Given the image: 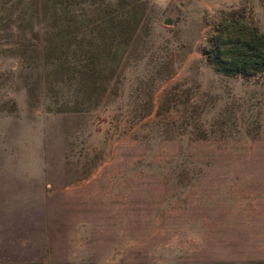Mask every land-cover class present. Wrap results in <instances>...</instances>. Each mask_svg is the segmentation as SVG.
Returning a JSON list of instances; mask_svg holds the SVG:
<instances>
[{"label": "rangeland", "instance_id": "rangeland-1", "mask_svg": "<svg viewBox=\"0 0 264 264\" xmlns=\"http://www.w3.org/2000/svg\"><path fill=\"white\" fill-rule=\"evenodd\" d=\"M63 1L0 0V264H264V77L201 53L264 0H86V66Z\"/></svg>", "mask_w": 264, "mask_h": 264}, {"label": "trees", "instance_id": "trees-1", "mask_svg": "<svg viewBox=\"0 0 264 264\" xmlns=\"http://www.w3.org/2000/svg\"><path fill=\"white\" fill-rule=\"evenodd\" d=\"M71 2L65 0L62 4L51 5L52 14H55L57 10L68 14L70 21L78 23L82 21L85 29L82 28L78 32L72 31L69 22H63L64 30L61 29L60 32H66L67 37L54 48L57 52L65 50L73 53L77 45L80 46L82 50L80 62L86 66L96 58V22H93L91 27L85 25V23L96 21V18L94 20L89 18V15L93 14L91 10L96 9V5L92 6L91 2L84 0L79 3V9H77L75 6L71 7ZM81 12L84 16L83 20L74 19ZM201 53L218 73L228 76L260 75L264 77V32L248 20L242 11L222 13L220 20L207 37Z\"/></svg>", "mask_w": 264, "mask_h": 264}, {"label": "water", "instance_id": "water-1", "mask_svg": "<svg viewBox=\"0 0 264 264\" xmlns=\"http://www.w3.org/2000/svg\"><path fill=\"white\" fill-rule=\"evenodd\" d=\"M165 23L169 24V20H168V19H166V20H165Z\"/></svg>", "mask_w": 264, "mask_h": 264}]
</instances>
